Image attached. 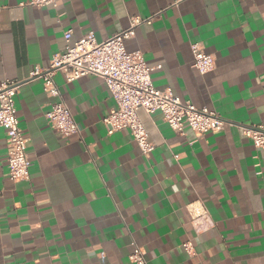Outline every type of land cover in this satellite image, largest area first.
Listing matches in <instances>:
<instances>
[{
    "label": "crops",
    "instance_id": "1",
    "mask_svg": "<svg viewBox=\"0 0 264 264\" xmlns=\"http://www.w3.org/2000/svg\"><path fill=\"white\" fill-rule=\"evenodd\" d=\"M151 17L125 40L140 50L157 89L217 112L220 130L197 136L171 129L160 112L138 110L154 144L143 154L128 129L107 133L115 108L104 81H54L80 127L63 136L46 119L56 97L38 79L53 54L93 31L104 40ZM191 42L213 55L200 74ZM21 82L17 118L31 162L28 178L9 176L0 126V264H264V150L243 126L264 124V0H57L35 6L0 0V83ZM211 227L196 232L191 210ZM188 242L189 248L184 244Z\"/></svg>",
    "mask_w": 264,
    "mask_h": 264
},
{
    "label": "built area",
    "instance_id": "2",
    "mask_svg": "<svg viewBox=\"0 0 264 264\" xmlns=\"http://www.w3.org/2000/svg\"><path fill=\"white\" fill-rule=\"evenodd\" d=\"M57 0H28V4L56 6ZM151 17L131 16L127 28L116 32L104 40H97L93 31L69 44L71 30L64 32L65 48L53 54L46 67L35 65L29 79H38L44 92L56 97L50 110L45 114L49 124L63 136L79 134L80 127L67 104L61 97L58 85L54 81L57 72H61L66 82H72L85 75H95L106 84L116 106L103 118L107 133L128 129L133 140L143 154L149 153L154 144L149 141L138 110L148 114L160 112L163 120L175 132L184 134L188 126L197 136L208 131L220 130L225 120L207 107H197L190 100H181L170 88L157 89L151 79V67L146 63L140 50L129 51L125 40L134 35L135 28L142 23H150ZM192 66L205 74L214 68L212 54L206 52L200 42H191ZM21 82L5 80L0 83V126L6 129L9 146L8 168L12 180L28 178L30 160L26 152V138L23 136L17 118L15 96ZM243 133L251 138L255 147L264 150V124L243 126ZM192 225L196 232H204L212 225L209 213L200 207L193 208ZM186 249L189 243L184 244ZM135 264H145V259L135 245L129 255Z\"/></svg>",
    "mask_w": 264,
    "mask_h": 264
}]
</instances>
